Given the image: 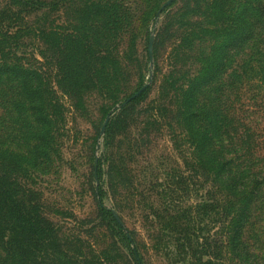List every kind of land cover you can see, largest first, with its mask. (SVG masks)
Here are the masks:
<instances>
[{"label": "rangeland", "instance_id": "1", "mask_svg": "<svg viewBox=\"0 0 264 264\" xmlns=\"http://www.w3.org/2000/svg\"><path fill=\"white\" fill-rule=\"evenodd\" d=\"M169 1L0 0L19 72L0 79V173L7 158L16 196L48 228L35 262L184 264L187 231L221 238L218 215L199 211L212 183L186 117L202 76L195 100L247 124L264 168V33L222 55L264 0Z\"/></svg>", "mask_w": 264, "mask_h": 264}, {"label": "trees", "instance_id": "2", "mask_svg": "<svg viewBox=\"0 0 264 264\" xmlns=\"http://www.w3.org/2000/svg\"><path fill=\"white\" fill-rule=\"evenodd\" d=\"M1 19L0 15V22ZM251 23V28H239L222 48V55L228 49L244 50L251 43L244 40L248 33L249 41L264 33V18L258 12L254 13ZM10 29L0 24V79L19 73L7 61L8 41L12 37ZM195 83L207 86V75L192 83L185 101V106H200L195 112L186 114L188 132L192 146L198 152L197 160L203 175L212 183L209 201L200 206L199 211L218 215L223 229L221 238L215 242L209 236H198L197 231H182L186 233L178 240L181 241L179 247L192 259V262L185 260L183 263L217 264L213 261L217 259L218 264H223L224 251L231 248L233 264H264V168L256 166L262 158L257 154L259 147L254 141L255 133L238 118L230 124L228 110L213 106L210 98L207 105L199 104L192 95ZM110 128L108 126L107 130ZM4 163L3 173H0V264H39L35 262L37 256L31 254L30 246L33 238L43 241L48 228L42 227L45 223L34 218L32 209L26 207L28 199L23 198L26 195L16 196V181L9 174L7 158ZM114 222L122 232L123 226Z\"/></svg>", "mask_w": 264, "mask_h": 264}, {"label": "water", "instance_id": "3", "mask_svg": "<svg viewBox=\"0 0 264 264\" xmlns=\"http://www.w3.org/2000/svg\"><path fill=\"white\" fill-rule=\"evenodd\" d=\"M172 2V0H170L169 2H167V4L165 5V7H167L168 5H170V3ZM152 51V44H150V52ZM143 89L140 90L139 92H137L136 94H134L132 97L127 99V102H130L132 100H135L141 93H142ZM107 125V122H106Z\"/></svg>", "mask_w": 264, "mask_h": 264}]
</instances>
